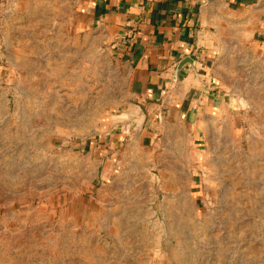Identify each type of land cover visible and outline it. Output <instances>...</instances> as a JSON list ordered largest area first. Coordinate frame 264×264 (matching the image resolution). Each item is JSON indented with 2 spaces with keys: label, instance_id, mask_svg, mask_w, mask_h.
<instances>
[{
  "label": "rangeland",
  "instance_id": "rangeland-1",
  "mask_svg": "<svg viewBox=\"0 0 264 264\" xmlns=\"http://www.w3.org/2000/svg\"><path fill=\"white\" fill-rule=\"evenodd\" d=\"M43 5L0 1V264H264V45L203 86L221 119L149 146L98 131L87 89L61 85ZM100 138L101 158L86 148Z\"/></svg>",
  "mask_w": 264,
  "mask_h": 264
},
{
  "label": "crops",
  "instance_id": "crops-1",
  "mask_svg": "<svg viewBox=\"0 0 264 264\" xmlns=\"http://www.w3.org/2000/svg\"><path fill=\"white\" fill-rule=\"evenodd\" d=\"M40 1L44 5L32 8L34 14L47 20L49 13L51 20L61 23L62 31L55 34V64H49L50 70L62 71L61 85L87 89L89 118L98 119V131L132 128L137 139H148L149 146L162 130L183 134L195 120L206 130L221 119L218 105L203 97V86L209 81L216 86L223 79L222 72L229 68L223 59L233 58V69L239 72L250 65L245 60L255 63V53L264 45V0ZM187 58L192 64L178 72ZM100 64L103 67L97 69ZM42 68L48 69L45 64ZM97 71L103 76L96 81L97 89H91ZM138 111L143 113L140 122ZM183 117L187 119L181 122ZM131 120L150 124L143 131L134 130L127 125ZM108 145L100 138L89 140L86 148L101 158ZM99 164L109 172L103 159Z\"/></svg>",
  "mask_w": 264,
  "mask_h": 264
},
{
  "label": "water",
  "instance_id": "water-1",
  "mask_svg": "<svg viewBox=\"0 0 264 264\" xmlns=\"http://www.w3.org/2000/svg\"><path fill=\"white\" fill-rule=\"evenodd\" d=\"M192 62H193V61H192L191 59H188V58L185 59V60H183V61L180 63L178 69H177L178 72L181 71V69L183 68L184 65H186L187 63L192 64ZM138 113H139V118L142 119V118H143V113H142L141 111H138Z\"/></svg>",
  "mask_w": 264,
  "mask_h": 264
}]
</instances>
